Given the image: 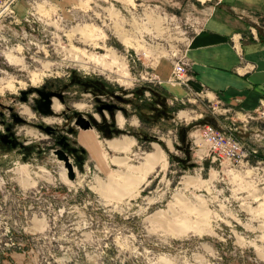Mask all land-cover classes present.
I'll return each mask as SVG.
<instances>
[{
	"label": "rangeland",
	"instance_id": "374dc122",
	"mask_svg": "<svg viewBox=\"0 0 264 264\" xmlns=\"http://www.w3.org/2000/svg\"><path fill=\"white\" fill-rule=\"evenodd\" d=\"M226 2L0 0V264H264V103L188 82ZM208 124L239 159L209 149Z\"/></svg>",
	"mask_w": 264,
	"mask_h": 264
},
{
	"label": "crops",
	"instance_id": "0c3cea01",
	"mask_svg": "<svg viewBox=\"0 0 264 264\" xmlns=\"http://www.w3.org/2000/svg\"><path fill=\"white\" fill-rule=\"evenodd\" d=\"M226 1L227 5L214 8L205 27L194 36L187 53L193 75L188 82L252 111L264 103V31L257 35L250 30V16L264 17V0ZM234 46H240V52ZM174 92L179 89L174 87ZM88 137L82 135L81 141Z\"/></svg>",
	"mask_w": 264,
	"mask_h": 264
},
{
	"label": "built area",
	"instance_id": "2783aa9c",
	"mask_svg": "<svg viewBox=\"0 0 264 264\" xmlns=\"http://www.w3.org/2000/svg\"><path fill=\"white\" fill-rule=\"evenodd\" d=\"M173 70L175 74L181 75L184 72V67L177 62ZM202 138L209 149L220 157H225L228 160H237L243 154L242 144L231 130L226 131L208 124L202 130ZM252 151L256 152L254 149Z\"/></svg>",
	"mask_w": 264,
	"mask_h": 264
},
{
	"label": "water",
	"instance_id": "95a60500",
	"mask_svg": "<svg viewBox=\"0 0 264 264\" xmlns=\"http://www.w3.org/2000/svg\"><path fill=\"white\" fill-rule=\"evenodd\" d=\"M50 96V95H46V98ZM75 123L81 128V129H87V128H90L91 127V123L89 120H86L84 118H82V116H79L77 118V120L75 121ZM58 157L60 159H63L65 160V162H67V167H68V170L70 172V176H72V166L70 165V163H68V157L67 155L62 151H58Z\"/></svg>",
	"mask_w": 264,
	"mask_h": 264
},
{
	"label": "flooded vegetation",
	"instance_id": "af4514ba",
	"mask_svg": "<svg viewBox=\"0 0 264 264\" xmlns=\"http://www.w3.org/2000/svg\"><path fill=\"white\" fill-rule=\"evenodd\" d=\"M49 96L46 98V95L44 96V100H41L39 102V104L37 105V108L39 110H44L45 112H49L50 109L52 108L51 103L49 102ZM82 116V115H78L77 117ZM82 118L86 119L84 116H82Z\"/></svg>",
	"mask_w": 264,
	"mask_h": 264
}]
</instances>
